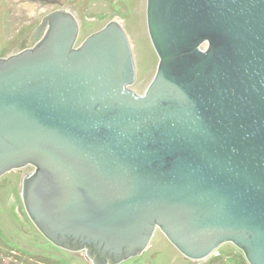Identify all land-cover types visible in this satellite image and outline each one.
<instances>
[{"label": "water", "instance_id": "95a60500", "mask_svg": "<svg viewBox=\"0 0 264 264\" xmlns=\"http://www.w3.org/2000/svg\"><path fill=\"white\" fill-rule=\"evenodd\" d=\"M146 16L143 93L118 16L75 45L76 15L54 10L0 57V175L32 164L39 230L110 264L157 228L192 260L229 241L264 264V0H147Z\"/></svg>", "mask_w": 264, "mask_h": 264}, {"label": "rangeland", "instance_id": "374dc122", "mask_svg": "<svg viewBox=\"0 0 264 264\" xmlns=\"http://www.w3.org/2000/svg\"><path fill=\"white\" fill-rule=\"evenodd\" d=\"M61 4H65L63 7L78 19L80 29L75 45L109 20L117 16L122 19L136 66V78L131 88L143 93L153 79L159 61L147 25V0H60L57 4L56 0H0V57L33 45L35 41L29 43L28 39L34 30ZM207 46L208 42H203L200 48ZM22 169L25 170V166ZM31 169L30 173L34 166ZM23 180L19 169L0 175V264H94L85 259L82 250L58 246L39 230L24 206ZM82 249L86 252V247ZM113 264L250 263L244 251L229 241L221 243L206 257L192 260L157 228L144 252Z\"/></svg>", "mask_w": 264, "mask_h": 264}, {"label": "flooded vegetation", "instance_id": "af4514ba", "mask_svg": "<svg viewBox=\"0 0 264 264\" xmlns=\"http://www.w3.org/2000/svg\"><path fill=\"white\" fill-rule=\"evenodd\" d=\"M58 2H60V0L58 1V0H56V4L58 3ZM63 6H65V4H61V5H59V9H56V10H58V11H60V10H62V9H66V8H64ZM55 10V11H56ZM68 10V9H67ZM44 25V26H43ZM122 26H123V22H122ZM124 28V27H123ZM47 29H48V24H45V23H41L35 30H34V32L32 33V36H30V41H37L40 37H42L43 35H44V33L47 31ZM125 30V29H124ZM36 39V40H35ZM29 41V42H30ZM31 44H29V46H30ZM26 47H28V45L27 46H24L23 48H21L20 50H22V49H24V48H26ZM20 50H18V51H20ZM17 51V52H18ZM33 165L32 164H27L26 166H25V170H23L22 168L21 169H19V172L21 173V174H23V177L24 178H26L27 177V175H30L31 173H30V171L32 170L31 169V167H32ZM30 173V174H29ZM82 251H83V256L85 257V259L88 261V262H90V261H94V262H96V263H98V264H101V263H107V262H110V259H108V258H106V259H104V260H102V259H99L98 258V255H97V253L94 251V249H92V248H89V247H86V252L84 251V249H81ZM146 250V249H145ZM144 250V251H145ZM143 251V252H144Z\"/></svg>", "mask_w": 264, "mask_h": 264}]
</instances>
